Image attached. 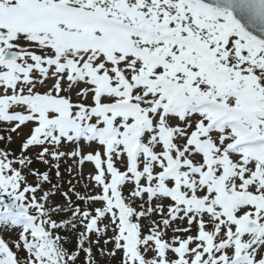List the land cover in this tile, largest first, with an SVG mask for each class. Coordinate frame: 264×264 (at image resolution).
<instances>
[{
  "label": "snow or ice",
  "instance_id": "1",
  "mask_svg": "<svg viewBox=\"0 0 264 264\" xmlns=\"http://www.w3.org/2000/svg\"><path fill=\"white\" fill-rule=\"evenodd\" d=\"M113 261L264 264V0H0V264Z\"/></svg>",
  "mask_w": 264,
  "mask_h": 264
},
{
  "label": "rangeland",
  "instance_id": "2",
  "mask_svg": "<svg viewBox=\"0 0 264 264\" xmlns=\"http://www.w3.org/2000/svg\"><path fill=\"white\" fill-rule=\"evenodd\" d=\"M19 143H20V139L18 138V139H16V141H15V143L12 145V147H13L14 149H18ZM69 163H70V161H69ZM36 166L39 167L42 171L44 170L42 165L37 164ZM88 170H89V168H88V167H85V173H87ZM65 178L67 179V177H65ZM82 183H83V182H82ZM57 199H59V197H58ZM114 263L116 264L115 261H114Z\"/></svg>",
  "mask_w": 264,
  "mask_h": 264
},
{
  "label": "trees",
  "instance_id": "3",
  "mask_svg": "<svg viewBox=\"0 0 264 264\" xmlns=\"http://www.w3.org/2000/svg\"><path fill=\"white\" fill-rule=\"evenodd\" d=\"M112 264H114V261L112 262Z\"/></svg>",
  "mask_w": 264,
  "mask_h": 264
}]
</instances>
